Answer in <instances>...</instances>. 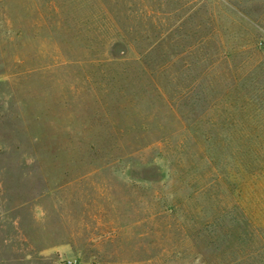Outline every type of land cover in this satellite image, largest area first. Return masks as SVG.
Here are the masks:
<instances>
[{
    "label": "rangeland",
    "instance_id": "374dc122",
    "mask_svg": "<svg viewBox=\"0 0 264 264\" xmlns=\"http://www.w3.org/2000/svg\"><path fill=\"white\" fill-rule=\"evenodd\" d=\"M0 264H264V0H0Z\"/></svg>",
    "mask_w": 264,
    "mask_h": 264
}]
</instances>
